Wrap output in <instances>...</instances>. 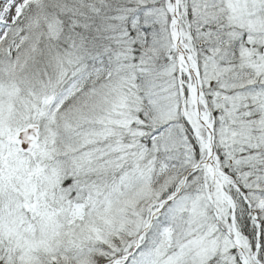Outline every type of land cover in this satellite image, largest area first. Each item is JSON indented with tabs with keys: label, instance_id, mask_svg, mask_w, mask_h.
Returning <instances> with one entry per match:
<instances>
[{
	"label": "snow or ice",
	"instance_id": "1",
	"mask_svg": "<svg viewBox=\"0 0 264 264\" xmlns=\"http://www.w3.org/2000/svg\"><path fill=\"white\" fill-rule=\"evenodd\" d=\"M0 264H264V0H0Z\"/></svg>",
	"mask_w": 264,
	"mask_h": 264
}]
</instances>
